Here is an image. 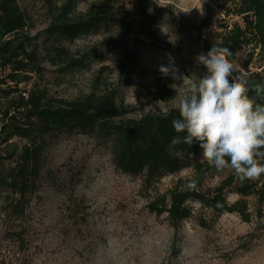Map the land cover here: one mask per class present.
<instances>
[{
    "label": "rangeland",
    "instance_id": "1",
    "mask_svg": "<svg viewBox=\"0 0 264 264\" xmlns=\"http://www.w3.org/2000/svg\"><path fill=\"white\" fill-rule=\"evenodd\" d=\"M16 1L26 16L25 33L36 36L40 70L16 84L0 69V90L17 87L25 94L35 90L71 100L96 87L99 93L114 92L117 104L133 109L126 116L133 119L148 112L166 113L188 93V80L206 71L196 62L203 53L201 39L219 38L225 25L228 30L234 24L245 27L240 16L227 12L229 0H147L163 10L152 41L138 32L136 7L141 0H117L114 7L124 5L130 28L101 25L72 42H56L43 31L67 0ZM102 1L74 0L70 16L80 19ZM204 20L210 24L201 28V36L188 31L189 24ZM54 46L63 47L65 55L57 57ZM235 59L245 75L264 67L254 43L242 46ZM161 66L178 69L176 75L185 78L164 76ZM164 79H170L175 98L150 103L155 86ZM3 105L0 95V111ZM24 144L17 138L0 143V176L13 166L8 157ZM32 169L19 214L13 213L18 195L0 186V264H264V203L259 205L255 195L224 190L228 205L244 203L247 220L188 200L184 206L189 216L173 229L166 212L150 211L161 198L168 208L177 184L197 176L198 190L213 195L226 178L238 177L230 167L199 174L190 166L156 180H147L143 173L126 175L114 167L110 143L94 129L43 137ZM248 180L259 188L263 182Z\"/></svg>",
    "mask_w": 264,
    "mask_h": 264
},
{
    "label": "trees",
    "instance_id": "2",
    "mask_svg": "<svg viewBox=\"0 0 264 264\" xmlns=\"http://www.w3.org/2000/svg\"><path fill=\"white\" fill-rule=\"evenodd\" d=\"M232 7L227 12L240 16L244 29L234 24L229 30L227 25L219 38L201 39L203 53H207L213 45L228 47L236 54L242 46L254 43L259 48L264 60V0H229ZM117 0H103L84 17L74 20L70 16L74 0L62 4L53 20L43 34L54 41L72 42L75 39L95 31L101 25L110 24L120 28H130L124 5ZM162 9L153 6L147 0H141L136 7L139 16L138 32L152 41H156V21ZM210 23L204 20L200 24H189L188 31L201 36V28ZM27 20L19 9L16 0H0V69L7 70V78L16 84L26 82L29 73L38 72L39 53L35 43L36 36L25 33ZM57 57L65 55L63 47L54 46ZM58 65V62H52ZM251 84H264V67L259 73L246 75ZM170 79L158 83L150 98V103H167L175 98L170 88ZM4 99L0 111V143H7L13 138L25 141L19 152L12 153L8 158L13 166L5 176H0V186L18 195L13 213L22 210L20 201L30 189L32 166L40 151L43 137L59 132L74 130L88 131L96 129L110 143L114 167L126 175L143 173L147 180L160 179L174 174L183 168L193 166L199 174L210 171L213 167L203 159V150L198 144L188 146L181 144L175 150H169V144L177 134L172 121L179 118L175 108L166 113L148 112L138 119L128 118L132 108L117 104L114 92L99 93L94 87L88 94L71 100L54 99L47 95L30 90L27 94L17 87L0 90ZM24 94V95H23ZM251 97L254 92L249 93ZM264 102V101H258ZM4 134L2 137L1 135ZM197 186L201 177L197 176ZM262 180L261 187L248 179L241 181L239 177L226 178L213 195L195 190H185L184 184H177L171 191L170 204L165 206V199L158 202L162 206L151 204L150 211L158 214L167 213L169 225L177 229L180 221L189 216L184 206L188 200H196L203 206L211 208L215 213L235 212L243 220L248 219L246 206L237 201L232 205L226 203L224 190L233 189L235 193L246 197L255 195L259 205L264 203V174L257 178Z\"/></svg>",
    "mask_w": 264,
    "mask_h": 264
},
{
    "label": "clouds",
    "instance_id": "3",
    "mask_svg": "<svg viewBox=\"0 0 264 264\" xmlns=\"http://www.w3.org/2000/svg\"><path fill=\"white\" fill-rule=\"evenodd\" d=\"M228 47L213 45L196 57L206 70L195 80H188V93L178 97L175 107L179 118L172 121L177 134L169 150L186 144H198L203 159L215 169L231 168L241 181L264 174V84H251L238 68ZM164 76H177L171 66H161ZM254 92L251 97L249 93ZM197 179H189L185 190H195Z\"/></svg>",
    "mask_w": 264,
    "mask_h": 264
},
{
    "label": "built area",
    "instance_id": "4",
    "mask_svg": "<svg viewBox=\"0 0 264 264\" xmlns=\"http://www.w3.org/2000/svg\"><path fill=\"white\" fill-rule=\"evenodd\" d=\"M24 95V94H23Z\"/></svg>",
    "mask_w": 264,
    "mask_h": 264
}]
</instances>
